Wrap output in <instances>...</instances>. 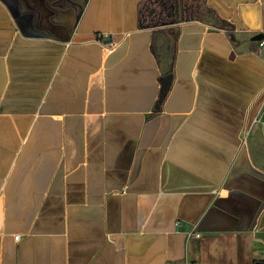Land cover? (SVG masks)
<instances>
[{
  "label": "crops",
  "instance_id": "crops-1",
  "mask_svg": "<svg viewBox=\"0 0 264 264\" xmlns=\"http://www.w3.org/2000/svg\"><path fill=\"white\" fill-rule=\"evenodd\" d=\"M148 1L0 0V264L261 263L264 0Z\"/></svg>",
  "mask_w": 264,
  "mask_h": 264
},
{
  "label": "rangeland",
  "instance_id": "rangeland-1",
  "mask_svg": "<svg viewBox=\"0 0 264 264\" xmlns=\"http://www.w3.org/2000/svg\"><path fill=\"white\" fill-rule=\"evenodd\" d=\"M148 1V0H147ZM164 3L161 4L160 0H149L146 2L144 13L148 17V14H150V10L154 8V13H156L155 16L158 18H163L162 20H171L174 19L173 16L175 15L176 10L179 9V12H181L183 17H189L193 12H189V10L195 11L197 15H203L204 14V6H203V0H163ZM191 5V6H190ZM188 6V11L185 12V8ZM190 7V8H189ZM183 11H182V10ZM187 9V8H186ZM157 17H153V20H156ZM176 17V16H175Z\"/></svg>",
  "mask_w": 264,
  "mask_h": 264
},
{
  "label": "built area",
  "instance_id": "built-area-1",
  "mask_svg": "<svg viewBox=\"0 0 264 264\" xmlns=\"http://www.w3.org/2000/svg\"><path fill=\"white\" fill-rule=\"evenodd\" d=\"M260 45H264V40H261ZM105 45H109V46H112L110 45L109 43H105ZM113 47V46H112ZM260 122H261V126H262V135H263V150H264V112L261 114V119H260ZM263 166H264V162H263ZM187 235L189 237H195V238H198L200 237V233L195 231V230H190ZM16 238H18V236H16ZM181 264H190V262L187 260V258L184 259V261L181 263ZM260 264H264V251H263V258L261 260V263Z\"/></svg>",
  "mask_w": 264,
  "mask_h": 264
},
{
  "label": "flooded vegetation",
  "instance_id": "flooded-vegetation-1",
  "mask_svg": "<svg viewBox=\"0 0 264 264\" xmlns=\"http://www.w3.org/2000/svg\"><path fill=\"white\" fill-rule=\"evenodd\" d=\"M160 2H161V4H163L164 3V1L163 0H160ZM160 20H162V19H160ZM159 20V21H160ZM162 22H166V20H162Z\"/></svg>",
  "mask_w": 264,
  "mask_h": 264
},
{
  "label": "water",
  "instance_id": "water-1",
  "mask_svg": "<svg viewBox=\"0 0 264 264\" xmlns=\"http://www.w3.org/2000/svg\"><path fill=\"white\" fill-rule=\"evenodd\" d=\"M105 43H107V42H105Z\"/></svg>",
  "mask_w": 264,
  "mask_h": 264
}]
</instances>
